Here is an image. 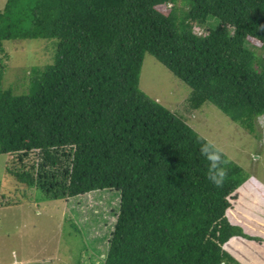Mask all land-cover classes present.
Masks as SVG:
<instances>
[{
  "label": "trees",
  "instance_id": "1",
  "mask_svg": "<svg viewBox=\"0 0 264 264\" xmlns=\"http://www.w3.org/2000/svg\"><path fill=\"white\" fill-rule=\"evenodd\" d=\"M37 37L54 51L25 91L2 85L0 65V153H36L16 178L46 198L119 190L101 264H240L223 243L262 238L226 209L250 174L138 81L149 52L189 85L188 109L210 101L253 132L264 0H5L0 52L5 39ZM205 142L229 161L221 186L208 178Z\"/></svg>",
  "mask_w": 264,
  "mask_h": 264
},
{
  "label": "rangeland",
  "instance_id": "2",
  "mask_svg": "<svg viewBox=\"0 0 264 264\" xmlns=\"http://www.w3.org/2000/svg\"><path fill=\"white\" fill-rule=\"evenodd\" d=\"M4 2L0 0V8ZM175 4L180 6L179 2ZM195 29L204 34L202 28ZM53 41L41 37L3 40L2 85L15 92L25 91L30 68L51 61ZM138 85L160 103L180 112L189 125L250 174L233 191L236 195L229 196L232 214H228L231 221L243 224L252 234L264 236V205L259 198L264 201L259 194L264 188V113L257 117L255 130L250 132L210 101L188 109L185 100L189 85L149 52L144 53ZM35 158L33 151L24 155L23 161L17 152L0 153V264H101L115 222L119 190L106 187L68 198L42 197L39 189L12 173L29 167ZM250 184L255 186L257 196L249 192ZM251 246V254H261L264 261V249L254 243Z\"/></svg>",
  "mask_w": 264,
  "mask_h": 264
},
{
  "label": "crops",
  "instance_id": "3",
  "mask_svg": "<svg viewBox=\"0 0 264 264\" xmlns=\"http://www.w3.org/2000/svg\"><path fill=\"white\" fill-rule=\"evenodd\" d=\"M248 179V178H247ZM246 179V180H247ZM251 185V189L249 190V192L253 193V195L257 196L255 194V190H254V185L250 184ZM239 189V188H238ZM260 190V189H259ZM244 192V191H243ZM245 193V192H244ZM261 196L263 197L264 196V188H262L260 190V193ZM239 195V194H238ZM237 195V196H238ZM245 194H243L242 196L240 197H244ZM261 200H262V205H264V201L261 197H259ZM258 199H256L257 201ZM238 201H241V200H238ZM231 207V202H230V206L227 207L230 208ZM227 209H226V214L229 218V214L227 212ZM233 209V208H232ZM257 210V209H256ZM258 211V210H257ZM260 211V210H259ZM261 212V211H260ZM229 220L231 221V219L229 218ZM233 222V221H231ZM233 223H237V222H233ZM240 225L243 226L244 230L250 234H252L250 231H248L247 228H245V226L241 223H238ZM254 235H258L262 238V240H255V239H248V238H244L242 236H239V235H233L234 240L231 241L230 237L228 240H226L224 243H223V247L229 251L239 262L240 264H264V261L261 257V254H257V253H254V255H252V251H251V243H254L258 248L260 249H264L263 245H262V242H264V236L263 234H254ZM242 239V240H241ZM244 241V242H243ZM258 243V245L255 243V242ZM247 246V247H246ZM254 247V246H253ZM252 260V261H251Z\"/></svg>",
  "mask_w": 264,
  "mask_h": 264
},
{
  "label": "clouds",
  "instance_id": "4",
  "mask_svg": "<svg viewBox=\"0 0 264 264\" xmlns=\"http://www.w3.org/2000/svg\"><path fill=\"white\" fill-rule=\"evenodd\" d=\"M203 140V137H199ZM201 155L205 157L208 163V178L217 186H221L226 179V166L229 163L227 159L223 158L221 150L215 148L211 142H205L201 145Z\"/></svg>",
  "mask_w": 264,
  "mask_h": 264
}]
</instances>
